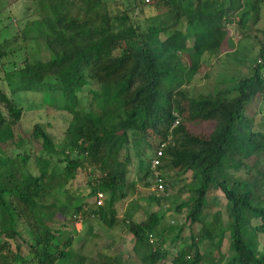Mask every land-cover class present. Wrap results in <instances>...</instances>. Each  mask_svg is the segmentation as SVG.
<instances>
[{"label": "trees", "instance_id": "16d2710c", "mask_svg": "<svg viewBox=\"0 0 264 264\" xmlns=\"http://www.w3.org/2000/svg\"><path fill=\"white\" fill-rule=\"evenodd\" d=\"M32 2L37 17L27 26L45 40L49 57L25 58L22 66L4 73V79L12 96L41 92L44 103L67 113L69 120L59 142L43 124L36 123L33 135L41 140V147L39 154H34L25 146V138H16L14 132V127L21 125L23 108L0 90V264H74L76 256L69 250L73 246L71 230L57 228L49 219L60 212L65 217L80 216L82 222L98 217L113 227L117 223L115 199L126 195L128 172L120 168V157L123 151L128 152L131 140L141 145L137 155L145 178L152 177L151 160L165 142L159 168L165 190L168 182L164 174L173 170L177 176L192 172V182L200 184L189 189V197L177 206L179 213H186L183 226L173 237L180 242L173 249L165 248L162 232L155 234L162 219L158 212H150L141 221L132 217L122 220L134 237L133 250L143 264H204L206 252L201 246L208 240L219 251L224 230L218 217L214 228L203 222L197 235H181L186 222H201L211 186L224 193L230 209L231 256L227 264H264V244L259 239L264 234V201L256 192L264 168L258 180L221 175L225 163L237 170L244 166L236 158L240 153L238 137L264 156V131L255 127L246 112L260 93L264 95V42L253 74L238 81L233 97L229 90L190 96L182 89L185 79L178 80L174 88L172 85L188 68L180 53L189 51L190 41L194 42L190 65L196 66L202 58L197 45H213L226 36L233 0L227 8L223 3L216 6L214 0H164L171 22L151 24L145 30L105 0ZM170 24L174 29L162 38ZM6 45L0 44V57ZM165 82L171 85L167 90L162 89ZM188 121L206 122L212 125L211 130L193 131ZM145 148L152 151L148 159L144 158ZM15 149L21 150L14 153ZM33 155L37 173L30 169ZM128 159L125 157L127 163ZM91 169L97 175L88 177L89 192L80 190L73 198L91 199L108 192L110 203L104 198L101 206L86 200L69 206V192L77 176L84 172L91 175ZM152 182L154 185V179ZM60 188L67 201L47 204L46 199ZM152 199L160 202L162 197L154 195ZM250 218L260 219V224L253 227ZM24 233L31 258L21 253L20 244L12 245ZM115 263L123 264L112 256L103 264Z\"/></svg>", "mask_w": 264, "mask_h": 264}, {"label": "rangeland", "instance_id": "374dc122", "mask_svg": "<svg viewBox=\"0 0 264 264\" xmlns=\"http://www.w3.org/2000/svg\"><path fill=\"white\" fill-rule=\"evenodd\" d=\"M110 7L119 14H129L133 22H136L142 30L148 25L169 24L172 20V14L168 15L164 0H105ZM196 2V0H194ZM251 1V0H250ZM248 2V0H233L230 4L228 22L225 24L226 36L216 43L208 44L200 43L198 49L202 58L196 66L190 65L193 56L194 42H189V51L181 52L180 59L187 64L188 68L185 73L178 76L173 81V88L180 79H185L182 86L190 96L199 97L201 95L213 94L219 91L229 90V97L235 96V87L238 81L244 77L253 74V67L259 61V51L264 42V2ZM216 6L224 4L227 8L229 0H214ZM139 7V9H138ZM32 0H0V44L7 42L3 47L4 55L0 57V90H4L10 98L23 108L24 115L21 125L14 127L16 138L24 137L26 147L34 154H39L41 140L33 135V126L41 123L45 129L52 134L56 142L62 140L65 130L68 127L69 116L67 113L58 110L51 105L44 103L43 94L41 92H23L18 95H11V92L4 79V73L11 72L17 67L22 66L25 58L28 59H45L49 57V50L45 40L38 35L35 28L28 27L37 17L33 9ZM240 20V21H239ZM169 30L161 34L162 38H166L174 28L169 26ZM195 73H189L191 69ZM171 86L165 82L162 86L163 90H167ZM178 89L175 88V91ZM246 112L252 117V123L257 129L264 131V95L260 93L258 97L248 105ZM190 129L196 132H209L210 124L206 122L188 121ZM237 151L240 152L236 156L238 161L243 162L241 169L229 163H225L222 167V177L235 178L242 180H258L259 173L264 168V156L253 152L251 147L243 143V139L238 137ZM144 148V146L142 145ZM141 145L130 141L128 152L123 151L120 157V168H126L127 185L125 187L126 195L119 197L117 193L114 208L117 212V223L113 227H108L98 217L86 219L80 222L74 215L65 217L60 212L53 215V219H49L50 223L57 228L71 230L73 235V246L69 248L70 252L76 257L74 264H103L107 256L118 257L123 264H143L139 256L134 252V237L124 225L122 220L132 217L136 220H144L150 212H158L162 215L159 227L155 231L158 235L160 232L166 237L165 248L173 249L180 240L174 241L173 237L178 231V227L183 226L185 221V213H179L177 206L189 197V189L199 187V182H192V172L177 176V170H173L170 175L164 174L167 190L157 193L153 189V179L151 175L144 177V172L139 170V157L137 155ZM146 149V148H145ZM21 149H15L14 153ZM152 156V151L146 149L145 159ZM128 157V163L125 160ZM125 160V161H124ZM30 169L33 173L38 172L37 165L34 161V155L30 162ZM248 169H250L248 173ZM92 174L81 173L77 176L74 186L70 190L71 200L69 206L83 203L85 200L92 204L95 197L78 199L75 197L80 190H84L85 194L89 192L87 189L88 177L94 178L97 175L95 170L91 169ZM264 179L258 180L256 188L257 194L262 203L264 201ZM188 184V186H187ZM162 197L160 202L152 199L153 196ZM61 188L55 192L52 197L46 199V203L60 204L67 201ZM106 204L110 203V193L105 192ZM207 207L204 209L200 221L196 224L186 222L182 229L181 235L190 238L197 235L203 227V222L209 223L214 228L216 221L219 219L224 235L219 251L210 246L209 240L202 246V250L206 252L204 264H227L230 252V209L224 193L210 187L208 196L206 197ZM218 217V219H217ZM130 219V218H129ZM260 219L250 218V225L253 227L260 224ZM127 222V221H126ZM249 225V227H251ZM217 228L213 230L216 232ZM27 235L24 233L22 237H16L13 247L20 244L21 253L26 258H31L29 247L24 242ZM182 238V237H181ZM180 238V239H181ZM261 244H264V234L259 235ZM213 252L210 254V252ZM81 256L85 257V261H80ZM25 264H37L36 261H26ZM117 264V263H115Z\"/></svg>", "mask_w": 264, "mask_h": 264}, {"label": "built area", "instance_id": "2783aa9c", "mask_svg": "<svg viewBox=\"0 0 264 264\" xmlns=\"http://www.w3.org/2000/svg\"><path fill=\"white\" fill-rule=\"evenodd\" d=\"M149 1V0H147ZM166 146V143L163 142L160 144L159 148L157 149L155 155L153 156L152 160H151V172H152V177L155 181L154 185H153V189L155 192L162 193L165 190V186H164V179H163V174L160 171V166L162 165V157L164 156V147ZM104 198H105V194L99 192L94 200V202L98 205H104ZM75 218H78L77 220H79L80 222H82V219L80 216H76ZM151 241L153 240L152 235H150Z\"/></svg>", "mask_w": 264, "mask_h": 264}, {"label": "crops", "instance_id": "0c3cea01", "mask_svg": "<svg viewBox=\"0 0 264 264\" xmlns=\"http://www.w3.org/2000/svg\"><path fill=\"white\" fill-rule=\"evenodd\" d=\"M183 237V236H182Z\"/></svg>", "mask_w": 264, "mask_h": 264}]
</instances>
